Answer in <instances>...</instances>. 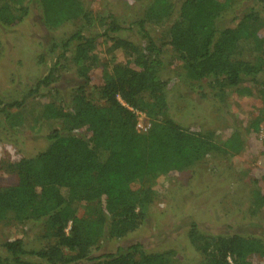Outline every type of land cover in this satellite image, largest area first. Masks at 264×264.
Listing matches in <instances>:
<instances>
[{"label":"trees","instance_id":"16d2710c","mask_svg":"<svg viewBox=\"0 0 264 264\" xmlns=\"http://www.w3.org/2000/svg\"><path fill=\"white\" fill-rule=\"evenodd\" d=\"M238 1L149 0L143 15L126 26L109 11L94 15L83 0H0V48L1 28L23 20L30 5L47 28L78 23L61 43L54 68L22 100L0 105L6 121L9 108H21L28 95L35 99L37 129L48 142L44 150L9 165L17 182L0 186V223L12 213L19 221L44 220L50 229L38 235L39 247L29 248L24 237L4 241L0 264H176L174 252L146 251L141 243L99 251L106 239L144 226L161 175L183 171L212 152L234 157L245 147L238 126L220 144L212 130L184 127L170 117L168 79L162 77L167 49L182 62L185 79L208 83L215 97L226 87L249 94L245 78L262 76L260 109L251 128L264 133V18L253 9L238 18L237 28L217 27L230 9L238 10ZM8 3L16 6L14 20L3 14ZM167 25V37L158 42L151 30ZM67 61L76 76L59 98L56 83ZM89 85L101 102L87 98ZM135 110L148 117L147 130L138 129ZM261 143L264 147V135ZM257 170L253 199L261 208L264 168ZM100 199L101 210L78 216L79 209ZM187 234L203 256L200 264H264L262 238L207 234L197 222L189 224Z\"/></svg>","mask_w":264,"mask_h":264},{"label":"rangeland","instance_id":"374dc122","mask_svg":"<svg viewBox=\"0 0 264 264\" xmlns=\"http://www.w3.org/2000/svg\"><path fill=\"white\" fill-rule=\"evenodd\" d=\"M148 1L83 0L94 15L109 11L126 26L143 15ZM173 1L177 3L180 0ZM14 7L11 4L7 6L3 13L7 19H15ZM236 7L238 10L233 12L230 9L218 21V28H237L238 18L253 9L264 18V0H240ZM27 12L23 20L16 18L11 26L1 28L0 105L22 100L31 87L54 68L59 53H62L61 43L78 27V23L72 22L58 28H47L34 5H30ZM151 31L161 42L167 37L168 25ZM60 63L65 61L61 59ZM181 63L171 50L165 51L162 77L168 79L166 94L170 117L184 127L212 130L220 144L238 126L246 139L245 147L234 157L212 152L183 171L161 175L157 198L146 208L144 226L125 237L106 239L99 253H113L119 247L141 243L146 251L174 252L172 262L176 264H200L203 256L193 247L187 234L191 222H197L207 234L240 233L264 239V207L257 208L253 199L257 188L253 178L258 175L257 167L264 168L261 143L264 133H255L251 128L255 112L260 109L258 95L263 77L245 78L246 85L251 88L249 94H238L226 87L223 95L215 97V91L208 83L185 79ZM66 64L63 73L66 72L56 83L61 90L59 98L68 93L73 84L72 77L76 76L72 63L67 61ZM85 93L93 102H101L92 85L85 88ZM28 96L21 108L8 109L10 117L6 121L0 115V186L17 182V176L9 166L11 163L23 155H35L48 146L37 129L36 100H30ZM149 97L150 92L147 91L145 98ZM139 118L138 129L147 130L148 117L144 113ZM58 126L63 127V124ZM259 189L264 196V186ZM103 206V200H96L79 209L78 216H91ZM48 228L44 220L37 223L19 221L10 213L0 223V253L4 252V241L17 237H24L29 248L42 246L38 235L48 232Z\"/></svg>","mask_w":264,"mask_h":264},{"label":"built area","instance_id":"2783aa9c","mask_svg":"<svg viewBox=\"0 0 264 264\" xmlns=\"http://www.w3.org/2000/svg\"><path fill=\"white\" fill-rule=\"evenodd\" d=\"M135 112H136V115H137V117H138V121H140V115H142V114H144L143 112H141V111H139V110H135ZM147 129L150 127V122L149 121H147ZM137 127H139V122H138V126Z\"/></svg>","mask_w":264,"mask_h":264}]
</instances>
